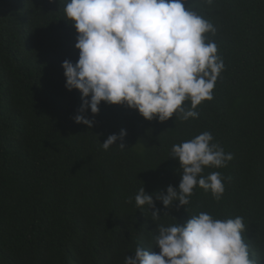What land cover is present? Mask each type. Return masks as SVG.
Returning a JSON list of instances; mask_svg holds the SVG:
<instances>
[{"label":"trees","instance_id":"16d2710c","mask_svg":"<svg viewBox=\"0 0 264 264\" xmlns=\"http://www.w3.org/2000/svg\"><path fill=\"white\" fill-rule=\"evenodd\" d=\"M67 2L0 0V264H124L137 247L159 252V226L201 212L242 217L250 259L264 264V0H183L215 28L205 43L224 63L196 118L149 121L102 101L97 114L84 113L91 128L73 119L79 90L65 88L61 63L79 53ZM121 129L123 140L105 150ZM203 132L232 155L201 173L219 172L224 192L216 200L197 185L187 205L166 208L154 193L180 183L172 146ZM141 187L159 219L137 208Z\"/></svg>","mask_w":264,"mask_h":264},{"label":"clouds","instance_id":"9594fccd","mask_svg":"<svg viewBox=\"0 0 264 264\" xmlns=\"http://www.w3.org/2000/svg\"><path fill=\"white\" fill-rule=\"evenodd\" d=\"M211 3V0H207ZM64 12L77 35L79 50L75 63L65 59V88L79 90L81 105L73 116L88 128L94 119L84 113L99 112L103 101L136 109L146 120L166 121L173 114L182 120L196 118L194 111L202 100L212 99V89L223 61L214 42L205 43V33L215 28L183 0H69ZM185 100L191 108L185 109ZM126 131L110 134L102 143L107 150ZM209 132L172 146L171 157L182 169L178 188L167 186L154 193L166 208L174 201L189 203L194 187L211 190L219 200L224 185L219 172L201 175L206 166L223 167L232 159L215 143ZM125 148L123 143L116 144ZM137 208L148 205L153 220L159 219L153 194L143 187L135 197ZM186 210V209H185ZM167 214V213H165ZM243 218L214 219L201 212L183 224L159 226L156 247L150 252L137 247L124 264H255L241 233Z\"/></svg>","mask_w":264,"mask_h":264}]
</instances>
